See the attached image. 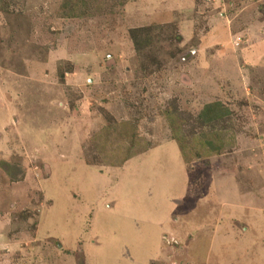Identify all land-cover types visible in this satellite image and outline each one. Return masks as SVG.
Wrapping results in <instances>:
<instances>
[{
    "label": "rangeland",
    "instance_id": "374dc122",
    "mask_svg": "<svg viewBox=\"0 0 264 264\" xmlns=\"http://www.w3.org/2000/svg\"><path fill=\"white\" fill-rule=\"evenodd\" d=\"M0 264H264V0H0Z\"/></svg>",
    "mask_w": 264,
    "mask_h": 264
},
{
    "label": "trees",
    "instance_id": "16d2710c",
    "mask_svg": "<svg viewBox=\"0 0 264 264\" xmlns=\"http://www.w3.org/2000/svg\"><path fill=\"white\" fill-rule=\"evenodd\" d=\"M229 115V111L226 107L223 106L222 103L214 102V103H207L205 104L198 115L196 116V120L199 121L200 125L203 126H209L214 125L217 121L222 120L223 118L227 117ZM169 125L171 126L173 137L179 142V129H178V123L173 119V117L169 116L168 118ZM217 138L214 141H210L203 137V139L200 140L201 147L206 152L211 151H218L222 144L227 143V139L225 135L221 133H216ZM226 139V140H225ZM180 143V142H179ZM222 143V144H221ZM133 156L131 153H126L123 157H125L122 161H128V159Z\"/></svg>",
    "mask_w": 264,
    "mask_h": 264
},
{
    "label": "clouds",
    "instance_id": "9594fccd",
    "mask_svg": "<svg viewBox=\"0 0 264 264\" xmlns=\"http://www.w3.org/2000/svg\"><path fill=\"white\" fill-rule=\"evenodd\" d=\"M168 239H169V241H170L171 238H168Z\"/></svg>",
    "mask_w": 264,
    "mask_h": 264
},
{
    "label": "crops",
    "instance_id": "0c3cea01",
    "mask_svg": "<svg viewBox=\"0 0 264 264\" xmlns=\"http://www.w3.org/2000/svg\"><path fill=\"white\" fill-rule=\"evenodd\" d=\"M156 253V252H155ZM158 255V253H156Z\"/></svg>",
    "mask_w": 264,
    "mask_h": 264
}]
</instances>
